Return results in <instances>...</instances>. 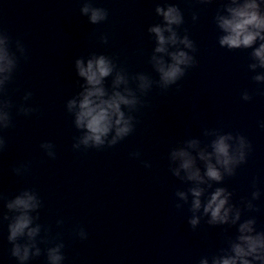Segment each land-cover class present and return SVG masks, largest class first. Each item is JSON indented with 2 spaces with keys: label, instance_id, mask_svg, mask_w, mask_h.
Masks as SVG:
<instances>
[{
  "label": "clouds",
  "instance_id": "obj_1",
  "mask_svg": "<svg viewBox=\"0 0 264 264\" xmlns=\"http://www.w3.org/2000/svg\"><path fill=\"white\" fill-rule=\"evenodd\" d=\"M200 2L207 3L210 0ZM80 12L87 16L89 23L93 25L108 18L107 10L94 6L92 0H83ZM155 13L162 18L161 22L151 25L147 31L155 41L149 63L158 74V80L154 81L144 73L129 76L126 69L119 67L112 57L103 54L92 53L87 58L80 57L75 60L76 75L83 83L78 81L80 90L66 102V110L72 115L73 125L80 133L74 138L73 149L100 150L113 147L124 140L135 130L136 119L133 113L142 106L140 97L154 84L167 90L185 76L187 69L195 66L196 60L190 54L196 51L194 42L187 34L181 36L177 31L184 23L179 7L174 4H158ZM193 19L196 17L193 16ZM215 24L223 33L218 37L221 48L252 49L250 53L252 62L248 68L253 72L257 69L264 70V0H224L222 9L215 16ZM101 42L107 43V36H102ZM11 46L12 38L7 31L0 29V131L13 126L11 116L13 102L8 98L7 86L13 81L18 60L21 57L28 58L21 41H15V51ZM109 77L110 89L105 86V81ZM253 79L258 83L264 82V71L256 74ZM130 81L135 83L134 88L130 86ZM31 96L32 93L27 92L23 100L27 102ZM242 99L247 101L251 96L245 91ZM34 111L36 109L24 103L18 108V113L25 116ZM261 127L264 128V123H261ZM204 135L212 137L210 143L204 147L200 146L199 140L190 139L172 148L169 153L172 174L191 185L187 192L178 190L176 196L187 202L190 193L193 197L191 203L193 212L201 209V197L207 189L212 188L213 182L220 184L225 176L235 175L236 168L246 162L247 153L251 148L246 138L239 134L209 129L205 130ZM4 145L5 140L0 136V150ZM40 147L53 149L54 145L46 142ZM189 149H195L196 154L193 155ZM47 155L55 158L54 151H47ZM131 155L138 157L139 153ZM145 167L150 165L145 163ZM14 171L17 174L21 173L20 168ZM205 185L206 187H203ZM232 195L226 188L216 187L203 204V213L210 214L208 221L210 225L238 224V235L234 241L229 240L226 255L213 257L212 264H264V231H256L254 218L240 222V210H237L234 217L229 220V213L233 208V205L229 204V197ZM252 195L257 199L260 193L254 191ZM3 199L5 198L0 195V200ZM5 207L7 212L3 214L2 219L9 221L7 239L12 245L11 256L16 258L18 264H26L31 258L41 255L37 238L40 236L42 225L37 221L42 201L34 190L25 189L7 200ZM176 207L180 208L182 205L177 204ZM247 207L253 209L254 205L249 203ZM8 213L12 215L9 216ZM189 224L195 228L199 224V218L193 216ZM77 235L81 239L86 238L83 229H80ZM63 248L62 242L48 247L47 264H62L65 259ZM200 264H207V260L202 259Z\"/></svg>",
  "mask_w": 264,
  "mask_h": 264
}]
</instances>
